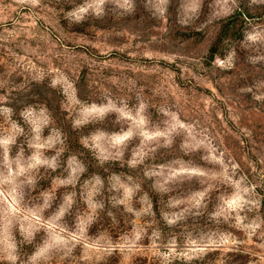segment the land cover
<instances>
[{"label":"rangeland","instance_id":"374dc122","mask_svg":"<svg viewBox=\"0 0 264 264\" xmlns=\"http://www.w3.org/2000/svg\"><path fill=\"white\" fill-rule=\"evenodd\" d=\"M0 264H264V0H0Z\"/></svg>","mask_w":264,"mask_h":264}]
</instances>
